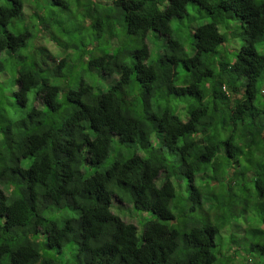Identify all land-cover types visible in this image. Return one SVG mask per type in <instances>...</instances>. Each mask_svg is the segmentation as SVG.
<instances>
[{
  "label": "trees",
  "instance_id": "obj_1",
  "mask_svg": "<svg viewBox=\"0 0 264 264\" xmlns=\"http://www.w3.org/2000/svg\"><path fill=\"white\" fill-rule=\"evenodd\" d=\"M241 243L264 264V0H0V264H227Z\"/></svg>",
  "mask_w": 264,
  "mask_h": 264
},
{
  "label": "rangeland",
  "instance_id": "obj_2",
  "mask_svg": "<svg viewBox=\"0 0 264 264\" xmlns=\"http://www.w3.org/2000/svg\"><path fill=\"white\" fill-rule=\"evenodd\" d=\"M198 9L199 8L197 6L192 5V4H189L188 7H187V12H188L189 16L192 14V16H191L192 18L198 16V11L202 13V14H200V17L198 19V24H194L195 26L196 25H200V24H204L206 22H209V17L207 16V14H205L204 11L198 10ZM173 25H174V23H173ZM227 25H229V30L226 29V25H224V28H222V27H220V28H221L223 34H226V36H227V44L230 46L229 49H224L223 50L224 51V55H225V57L231 59V58H233L234 53H236L238 51V49L240 48V46L242 45V42H241L239 37H234L235 35H232V34L230 35V33L232 31H234V33H237L239 31V28H238L236 22L232 20ZM41 43L45 44V46L48 49H51V47H52L51 44H49L48 42L47 43L41 42ZM147 44H148L149 49H150V58L149 59L153 60L158 55H160L162 47L165 45V37H163V36H161V35H159L157 33L150 32L148 34ZM185 48L187 49L188 53L191 54L192 49L188 45V41L185 44ZM233 50H235V51H233ZM78 72H79V69H77L75 71V73H78ZM84 78L88 79L85 75H84ZM96 83H97L96 85L98 87H100L102 90H106L107 86L104 85L103 82L97 81ZM94 171H95V169H93V168L89 169L90 174H92ZM117 196H119L120 198H116V197L112 198V206H111L112 213L117 215V216H119L121 219H123L126 222L135 223V225L137 226V235L141 236L140 233H141V231L143 229V225H144V223L146 221H148L151 218V215L148 214V213H142V212L133 211L132 206L130 204L126 205L127 204V199L124 196V194L121 195V194L117 193ZM70 212L71 211H69V210L65 211L64 215H66V214H68ZM75 216H76V214H75ZM251 216L252 215H249L248 217H251ZM136 217L138 219V224L136 222L137 221ZM237 224H239V223H237ZM246 224L247 225H252L253 224L255 226L258 225V223L256 221H251V220H246ZM237 233H239V232H237ZM224 234H225V232H224ZM234 234H236V232ZM220 238H221V236L217 235L216 240H215V242L217 244L216 253L218 252V248H221V254L226 255L227 250H228V242H229V240L225 238L222 241V244L219 246L220 241L222 240V238L221 239ZM241 245L242 246H241L240 250L238 251V254L236 253V259L234 261L228 260L227 264H247V258H249V255L247 254V258H246L245 251H243L245 245H244V243H241ZM229 246H232V244L229 243ZM234 248L236 249V247H234ZM232 250H233V248H231L228 252H230ZM218 260H221V261H224V262L227 261L226 258H223V259H219L218 258ZM218 263H219V261H218Z\"/></svg>",
  "mask_w": 264,
  "mask_h": 264
},
{
  "label": "clouds",
  "instance_id": "obj_3",
  "mask_svg": "<svg viewBox=\"0 0 264 264\" xmlns=\"http://www.w3.org/2000/svg\"><path fill=\"white\" fill-rule=\"evenodd\" d=\"M230 48V46H228L226 49H229ZM224 49H222V51H223ZM130 204V203H129ZM126 205H128V202H127V204ZM131 205V204H130ZM132 206V205H131ZM135 216V215H134ZM136 219H137V217H136ZM136 222H138V219H137V221ZM132 223V222H131ZM135 224V223H134ZM137 227V226H136Z\"/></svg>",
  "mask_w": 264,
  "mask_h": 264
}]
</instances>
